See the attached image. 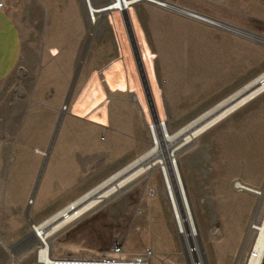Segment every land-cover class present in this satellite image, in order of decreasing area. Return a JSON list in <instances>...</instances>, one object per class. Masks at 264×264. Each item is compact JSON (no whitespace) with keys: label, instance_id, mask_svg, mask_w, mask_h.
Wrapping results in <instances>:
<instances>
[{"label":"rangeland","instance_id":"374dc122","mask_svg":"<svg viewBox=\"0 0 264 264\" xmlns=\"http://www.w3.org/2000/svg\"><path fill=\"white\" fill-rule=\"evenodd\" d=\"M91 1L97 5L110 0ZM163 1L172 8L138 1L132 10L156 101L167 130L174 132L261 73L264 22H252L249 29H241L258 35L254 38L173 9L178 5L227 24L219 19L229 11L223 7L224 2ZM9 9L25 37L26 49L14 76L19 75L26 89L39 63L45 62L54 49L44 40L50 25L51 32L55 29L57 33L66 30L81 34L87 49L74 81L73 96L84 76L90 74V80L98 72L104 100L94 108L100 116L104 106L103 114L111 119L95 120L101 127L98 139L103 151L79 164L81 175L72 179L81 181V185L72 194L65 193L66 200H46L38 192L31 195L42 166L24 170L25 193L19 206L17 201H0V264H42L34 225L141 155L152 139L134 77L109 15L90 22L84 0H9ZM78 63L79 58L74 73ZM88 90L89 86L83 93L87 95ZM75 107L85 108L64 104L62 111L78 114ZM263 126L264 91L188 142L182 143L183 137L173 141L171 148L182 143L175 160L197 230L196 239H185L178 232L156 170L133 179L65 224L51 236L48 254L94 257L106 254L115 242H122L126 256L150 249V264H188L187 248L198 246L206 264H237L251 243V225L259 223L264 215V168L259 167L263 154L253 151L255 144L263 146ZM43 168L41 178L50 171ZM236 179L260 189L261 194L235 186ZM29 232L33 236H26Z\"/></svg>","mask_w":264,"mask_h":264},{"label":"crops","instance_id":"0c3cea01","mask_svg":"<svg viewBox=\"0 0 264 264\" xmlns=\"http://www.w3.org/2000/svg\"><path fill=\"white\" fill-rule=\"evenodd\" d=\"M222 5L229 11L219 19L243 27L235 26L238 29L247 30L252 22H264V8L249 0H226ZM50 28L51 25L44 40L54 47L53 52L39 63L26 89L19 75L14 76L26 49L24 33L9 9V0H0V201L4 204L17 201L19 206L25 193L24 170L42 166L50 171L42 176L34 192L46 200H66L64 194H72L81 185V181L72 179L81 175L79 164L103 151L98 139L101 127L95 122L101 115L94 108L104 100L98 72L94 87L88 85L90 74L83 77L76 96L71 87L74 65L84 49L86 55V38L66 30L51 32ZM260 72H264V61ZM88 86L85 95L83 90ZM91 102L93 107L89 106ZM64 104L82 105L86 109L75 107L78 114L63 113ZM59 118L61 122L56 129ZM107 139L104 138L105 143ZM255 145L253 151L263 154L259 167L264 168V143Z\"/></svg>","mask_w":264,"mask_h":264},{"label":"bare ground","instance_id":"6f19581e","mask_svg":"<svg viewBox=\"0 0 264 264\" xmlns=\"http://www.w3.org/2000/svg\"><path fill=\"white\" fill-rule=\"evenodd\" d=\"M84 4L90 22L94 20L98 21L102 16L109 15V22L115 30L118 45L125 52L130 70L134 77L140 107L152 141L150 147L132 160L125 168L116 172L107 180H102V183L93 189H89V191L78 198L73 199L67 205L43 220L40 224L34 225V236L39 241V243L38 241L37 243L40 245L38 250L39 261L44 260L49 251L51 236L65 224L79 217L83 212L107 198L112 193L119 191L133 179L143 176L149 171L156 170H158L161 175L178 232L185 239H196L197 230L193 222V216L189 207V201L183 186L181 174L176 164V153L179 151L182 143H186L193 139L194 136L207 130L210 125L212 126L219 122L231 112L264 91V72H262L241 88H238L232 94L217 102L209 110L203 112L178 130L169 132L166 128L160 106L156 101L153 81L145 59L140 34L135 23L132 0H110L109 7L100 11L93 9L91 0H84ZM173 9L175 11H180L182 7L174 5ZM182 11L186 10L183 8ZM215 22L219 26L233 31L241 30L222 22ZM182 137L183 142L171 148L173 141ZM236 181L237 179L234 181L235 186L261 194L260 189ZM96 191V195L99 196L93 195ZM263 240L264 224L260 227L257 245H261ZM196 253L198 255L201 254L198 246Z\"/></svg>","mask_w":264,"mask_h":264},{"label":"built area","instance_id":"2783aa9c","mask_svg":"<svg viewBox=\"0 0 264 264\" xmlns=\"http://www.w3.org/2000/svg\"><path fill=\"white\" fill-rule=\"evenodd\" d=\"M208 3H223L226 0H203ZM258 6L264 8V0H249ZM166 7L172 8L169 3L165 4ZM185 12H192L185 9ZM237 33L250 36L258 37V35L247 32L244 30L236 31ZM242 188V187H240ZM263 219L258 223H253L251 229L253 232L252 240L250 245L245 250L243 258L237 264H264V240L261 245H257V238L259 236V230L262 226ZM187 253L189 256L188 264H206L203 259L196 253V248L188 247ZM152 252L150 249H145L140 254L134 256L125 255V245L122 242H115L112 244L108 252L104 255L94 256V257H84L67 255L61 257H53L47 253L44 260L41 261L42 264H150Z\"/></svg>","mask_w":264,"mask_h":264},{"label":"water","instance_id":"95a60500","mask_svg":"<svg viewBox=\"0 0 264 264\" xmlns=\"http://www.w3.org/2000/svg\"><path fill=\"white\" fill-rule=\"evenodd\" d=\"M138 1H147V2H151V3H154V4H157V5H161V6H165V3H164V1L163 0H132V3L134 4V3H136V2H138ZM93 5V9L94 10H97V11H100V10H105L106 8H108L109 7V5H110V1H108V2H106V3H102V4H92ZM182 10H183V8H182ZM182 10H180V11H176V12H179V13H182V14H186V15H188V16H190V17H193V18H196V19H199V20H202V21H204V22H207V23H211V24H214V25H217V26H219L216 22H215V20H212V19H210V18H208V17H206V16H201L200 14H198V13H195V12H185V11H182ZM84 55H85V49H84V51L82 52V54H81V57H80V60H79V63L77 64V67H76V70H75V73H74V76H73V79H72V84H71V87L74 85V81L76 80V77H77V75H78V73H79V71H80V67H81V63H82V60H83V58H84ZM106 72V71H105ZM96 81H97V74L96 73H94L93 75H92V77L90 78V80H89V82H88V85L90 86V84H92V83H96ZM71 91V90H70ZM101 111H102V115H101V119L104 121L105 120V115L103 114V112H104V106H102V108H101ZM59 122H60V118H59V120H58V122H57V124H56V129L58 128V125H59ZM211 126V125H210ZM209 126V127H210ZM131 163V162H130ZM130 163H128V164H130ZM127 164V165H128ZM127 165H125V166H127ZM125 166L124 167H122L121 169H119L118 171H116V172H119L120 170H122L123 168H125ZM43 167L40 169V171H39V173H38V176H37V178H36V181H35V184H34V188H33V190H32V194L31 195H33L34 194V191H35V187L38 185V183H39V180H40V178H41V175H42V172H43ZM116 172H114V173H112L110 176H108L107 178H105L103 181H105V180H107L109 177H111L112 175H114ZM103 181H101L100 183H102ZM99 183V184H100ZM99 184H97V185H99ZM96 185V186H97ZM95 186V187H96ZM94 188V187H93ZM92 188V189H93ZM96 193H97V191L96 192H94V194L93 195H96ZM96 196H99V195H96ZM26 236H33V232H29ZM23 239H25V237H23V238H21L20 240H19V243L21 242V241H23Z\"/></svg>","mask_w":264,"mask_h":264}]
</instances>
